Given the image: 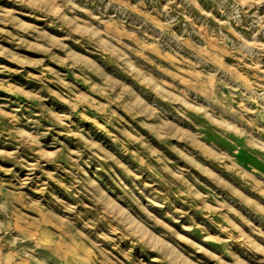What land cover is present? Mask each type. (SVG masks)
Instances as JSON below:
<instances>
[{"label":"rangeland","instance_id":"rangeland-1","mask_svg":"<svg viewBox=\"0 0 264 264\" xmlns=\"http://www.w3.org/2000/svg\"><path fill=\"white\" fill-rule=\"evenodd\" d=\"M0 264H264V0H0Z\"/></svg>","mask_w":264,"mask_h":264}]
</instances>
